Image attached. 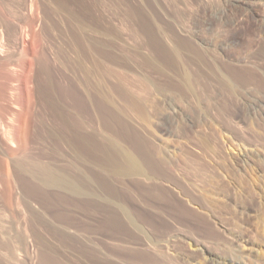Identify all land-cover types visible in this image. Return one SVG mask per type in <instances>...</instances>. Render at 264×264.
Instances as JSON below:
<instances>
[{
  "label": "rangeland",
  "instance_id": "374dc122",
  "mask_svg": "<svg viewBox=\"0 0 264 264\" xmlns=\"http://www.w3.org/2000/svg\"><path fill=\"white\" fill-rule=\"evenodd\" d=\"M0 264H264V0H0Z\"/></svg>",
  "mask_w": 264,
  "mask_h": 264
},
{
  "label": "bare ground",
  "instance_id": "6f19581e",
  "mask_svg": "<svg viewBox=\"0 0 264 264\" xmlns=\"http://www.w3.org/2000/svg\"><path fill=\"white\" fill-rule=\"evenodd\" d=\"M198 1V0H197ZM200 2H201V0H200ZM198 3V2H197ZM201 4V3H200ZM199 4V5H200ZM201 6H202V8L204 7L202 4H201ZM202 8H200V9H202ZM203 10H204V8H203ZM202 11V10H201ZM200 10H199V12H201ZM205 11V10H204ZM236 24V23H235ZM233 36V35H232ZM236 36V35H235ZM236 39H235V37L233 36V41H235ZM15 43H17V45L19 44H21L22 45V42H23V36H22V31L19 29V28H17V30H16V33H15ZM76 88V87H75ZM80 92V91H79ZM81 96V95H80ZM86 121H88V120H86ZM90 121V120H89ZM85 125V124H84ZM88 138V137H87ZM85 140V139H84ZM57 171V170H56ZM55 174V173H54ZM59 174V173H58ZM61 174V173H60ZM50 175V174H49ZM53 175V174H52ZM56 175V174H55ZM58 175H56V177H57ZM50 177L51 176H49V179H50ZM55 177V176H54ZM48 178V177H47ZM51 178H53V177H51ZM45 179V178H44ZM55 179V178H54ZM57 179V178H56ZM55 179V180H56ZM46 180V179H45ZM55 180H53L54 182H55ZM47 181V180H46ZM49 181V180H48ZM71 187V186H70ZM72 188V187H71ZM78 188H80V187H78ZM75 189H76V187H75ZM71 190V189H70ZM80 191V190H79ZM69 193V192H68ZM72 193V192H71ZM78 193V192H77ZM80 193V192H79ZM75 194V193H74ZM90 194V193H89ZM85 201V200H84ZM93 201V200H92ZM95 204V203H94ZM93 206V205H92ZM79 207V206H78ZM106 211V210H105ZM74 217V216H73ZM73 219V218H72ZM72 222V221H71ZM100 226V225H99ZM72 227V226H71ZM107 227V226H106ZM79 229V228H78Z\"/></svg>",
  "mask_w": 264,
  "mask_h": 264
}]
</instances>
